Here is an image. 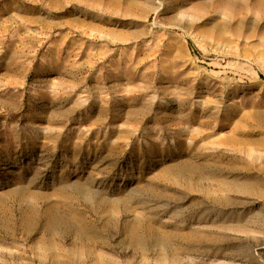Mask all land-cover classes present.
Returning <instances> with one entry per match:
<instances>
[{
    "label": "rangeland",
    "instance_id": "obj_1",
    "mask_svg": "<svg viewBox=\"0 0 264 264\" xmlns=\"http://www.w3.org/2000/svg\"><path fill=\"white\" fill-rule=\"evenodd\" d=\"M0 264H264V0H0Z\"/></svg>",
    "mask_w": 264,
    "mask_h": 264
}]
</instances>
